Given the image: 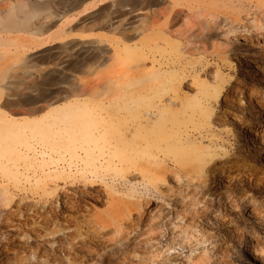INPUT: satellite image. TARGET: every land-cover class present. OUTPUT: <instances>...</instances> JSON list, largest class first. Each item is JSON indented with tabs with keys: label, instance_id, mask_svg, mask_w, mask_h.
I'll use <instances>...</instances> for the list:
<instances>
[{
	"label": "rangeland",
	"instance_id": "obj_1",
	"mask_svg": "<svg viewBox=\"0 0 264 264\" xmlns=\"http://www.w3.org/2000/svg\"><path fill=\"white\" fill-rule=\"evenodd\" d=\"M253 61L264 0H0V264H264V194L212 193Z\"/></svg>",
	"mask_w": 264,
	"mask_h": 264
},
{
	"label": "bare ground",
	"instance_id": "obj_2",
	"mask_svg": "<svg viewBox=\"0 0 264 264\" xmlns=\"http://www.w3.org/2000/svg\"><path fill=\"white\" fill-rule=\"evenodd\" d=\"M5 18L6 28L14 29V24L11 22L12 16L10 15V13H8ZM18 28L24 30L25 25L19 22ZM46 41L47 39H44L42 42ZM238 62H243V64L246 65L247 61L245 60V56H242L241 59L238 58ZM253 62L256 66L255 72H252L250 70H239L233 80L219 81L217 86L215 87L216 92L211 96L214 97L218 92H223L222 105L224 107V114H230L233 111L239 110V108H241L239 104L240 100L244 99L246 103V106L244 107L245 112H242L239 115H236L235 113H232L230 115L234 117L236 115L235 118L232 117V119H234L235 121L232 132L236 136L242 134L243 139L232 153H224L222 159L218 161L220 166L212 167L214 172L217 171L224 175V178L219 177V180L213 181L214 183L218 181L216 182L217 185H214V187H212L213 191L208 188V191H212L214 195H218L222 187H224L226 190H237V193L240 194V198H244L245 196H247V194L244 192L245 189L257 190L260 193L259 195L262 196L264 194V168L252 163V161L257 162V156H263L264 160V130L261 129V125L263 124L264 126V69L258 64L259 61ZM260 63H262V61H260ZM64 113L68 114L67 112ZM29 125L31 126L32 130L39 133L40 129L44 130L43 125L41 124L34 123ZM91 126L92 125L85 123L80 125V134L83 139H92L90 131L88 130V128H90ZM253 136H255V138H259L261 140V144H257V147L253 150V152L250 151L248 154H245L246 147L248 146L246 139H249L250 143H252ZM252 145H254V143H252ZM82 193L83 192L81 191L78 192L79 195H82ZM254 199L255 198H252V200ZM73 200V196L66 194L62 199V203L64 205L73 204L75 203V201ZM248 211L251 212V209L249 208ZM4 218L7 217H2L0 219V229L4 227L5 223H7L5 222ZM0 233V256L3 257L7 253H9L10 250H26L25 246H20L17 243L15 244V242L10 241L9 237H7L6 235L3 237V239H1V236L4 235V232ZM39 237H41L40 234ZM71 244L72 246L75 245V243ZM86 248H84V250ZM246 251L248 252L250 257H252V259L262 262L261 259L257 256L256 251L252 248L251 244L247 245ZM4 259H6L4 260L5 262L7 261L10 264H19V259L17 257H5Z\"/></svg>",
	"mask_w": 264,
	"mask_h": 264
}]
</instances>
